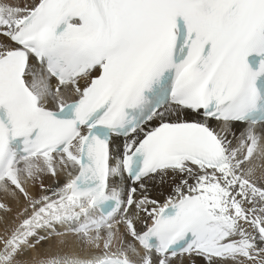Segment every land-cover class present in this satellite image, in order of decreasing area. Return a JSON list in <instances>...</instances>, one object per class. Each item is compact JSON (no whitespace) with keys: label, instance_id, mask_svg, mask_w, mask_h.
<instances>
[{"label":"snow or ice","instance_id":"obj_1","mask_svg":"<svg viewBox=\"0 0 264 264\" xmlns=\"http://www.w3.org/2000/svg\"><path fill=\"white\" fill-rule=\"evenodd\" d=\"M0 264H264V0H0Z\"/></svg>","mask_w":264,"mask_h":264},{"label":"bare ground","instance_id":"obj_2","mask_svg":"<svg viewBox=\"0 0 264 264\" xmlns=\"http://www.w3.org/2000/svg\"><path fill=\"white\" fill-rule=\"evenodd\" d=\"M152 195L154 197L158 198V199H162L163 198L162 193L159 190H157V189H153L152 190Z\"/></svg>","mask_w":264,"mask_h":264}]
</instances>
